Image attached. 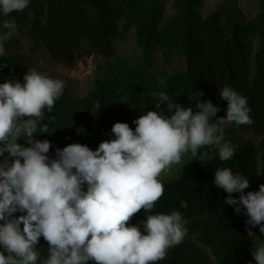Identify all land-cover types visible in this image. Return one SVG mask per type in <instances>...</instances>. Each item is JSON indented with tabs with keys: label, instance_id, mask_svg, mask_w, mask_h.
I'll return each mask as SVG.
<instances>
[{
	"label": "trees",
	"instance_id": "obj_1",
	"mask_svg": "<svg viewBox=\"0 0 264 264\" xmlns=\"http://www.w3.org/2000/svg\"><path fill=\"white\" fill-rule=\"evenodd\" d=\"M202 3L29 0L23 11L0 15V20L16 25V34L5 43V54L0 56V66L6 65L0 68V83H24L29 70L49 76L33 60L41 52L68 65L80 52L96 50L101 54L84 93H75L62 81L63 93L52 111L44 109L40 123L48 125V133L37 132L34 138L50 141V158H55L57 148L71 143L95 150L100 142L114 138L111 128L116 122H126L135 130V119L149 110L157 111L160 92L193 111L198 110V102L210 100L219 108L217 117L227 112L220 89L229 86L245 96L252 123L223 127L224 141L235 148L233 157L221 161L214 145L204 146L195 155L184 153L180 164H173L159 177L164 193L152 214L179 211L187 221L183 242L169 248L166 258L156 264H256L252 249L264 240V233L256 226L252 228L256 236H248L245 210L241 206L237 213L236 206L226 204L228 194L213 181L217 168H230L249 179L245 194L264 184V0H257V11L248 17L229 0L219 1L207 14L200 9ZM22 34L29 38L25 53L14 51ZM131 34L133 48L117 51L116 42L127 41ZM158 53L165 61L172 55L184 58V65L163 72L153 64ZM161 109L164 115H171L167 102ZM18 143L28 146L24 138ZM232 195L238 198L240 194ZM182 201L186 208L181 207ZM144 219L146 214L141 210L130 223L139 224ZM36 247L46 258L48 244L42 236Z\"/></svg>",
	"mask_w": 264,
	"mask_h": 264
},
{
	"label": "clouds",
	"instance_id": "obj_2",
	"mask_svg": "<svg viewBox=\"0 0 264 264\" xmlns=\"http://www.w3.org/2000/svg\"><path fill=\"white\" fill-rule=\"evenodd\" d=\"M28 4L0 0V15L21 12ZM15 34L14 22L0 20V56ZM23 79L0 83V264H156L165 259L169 248L183 242L187 221L179 211L152 214L164 193L159 177L180 164L184 153L195 155L204 146L214 145L221 161L230 160L235 148L224 141L223 127L252 123L247 98L229 86L220 89L227 101L220 117L210 100L198 102L193 111L160 92L157 111L135 119V130L116 122L114 138L95 150L71 143L50 158V141L34 134L48 133V125L40 122L44 109L51 112L62 95L63 82L37 70L25 72ZM164 102L171 115L163 114ZM21 138L28 146L18 143ZM213 183L228 194L225 203L236 206L235 212L243 207L249 237L256 236V226L264 233V184L245 194L249 179L230 168H217ZM141 210L146 219L131 224ZM41 236L48 244L46 258L36 247ZM252 255L256 264H264V240L253 246Z\"/></svg>",
	"mask_w": 264,
	"mask_h": 264
},
{
	"label": "rangeland",
	"instance_id": "obj_3",
	"mask_svg": "<svg viewBox=\"0 0 264 264\" xmlns=\"http://www.w3.org/2000/svg\"><path fill=\"white\" fill-rule=\"evenodd\" d=\"M221 0H203L200 9L203 14H207L215 5ZM236 3L241 9L245 17L254 14L257 9V0H229ZM167 1L168 11L172 10V7ZM125 42H116V50L123 51L126 48H133L134 38L133 35ZM29 47V38L27 35L22 34L18 38V43L14 47V51L27 52ZM102 56L96 50H91L89 53L80 52L77 54L73 64L68 65L63 62L52 60L45 52H41L33 60L38 67H43L47 74L57 80H61L66 84H69L73 91L77 94H82L86 91L92 82L95 63ZM184 58H180L177 55H172L169 61H165L160 53L156 54L153 59V64L159 70L163 72H169L172 69L182 67L184 65Z\"/></svg>",
	"mask_w": 264,
	"mask_h": 264
}]
</instances>
